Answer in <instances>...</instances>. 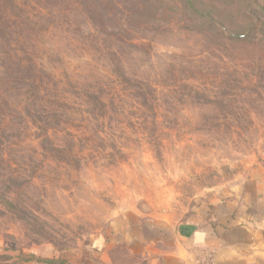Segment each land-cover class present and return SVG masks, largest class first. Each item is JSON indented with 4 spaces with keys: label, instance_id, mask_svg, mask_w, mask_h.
Returning <instances> with one entry per match:
<instances>
[{
    "label": "rangeland",
    "instance_id": "obj_1",
    "mask_svg": "<svg viewBox=\"0 0 264 264\" xmlns=\"http://www.w3.org/2000/svg\"><path fill=\"white\" fill-rule=\"evenodd\" d=\"M263 166L264 0H0V264L180 222Z\"/></svg>",
    "mask_w": 264,
    "mask_h": 264
},
{
    "label": "crops",
    "instance_id": "obj_2",
    "mask_svg": "<svg viewBox=\"0 0 264 264\" xmlns=\"http://www.w3.org/2000/svg\"><path fill=\"white\" fill-rule=\"evenodd\" d=\"M67 264H264V166L232 198L177 223L122 218Z\"/></svg>",
    "mask_w": 264,
    "mask_h": 264
}]
</instances>
